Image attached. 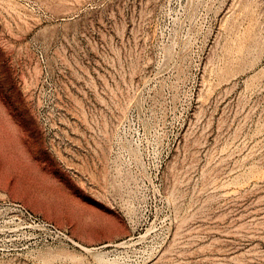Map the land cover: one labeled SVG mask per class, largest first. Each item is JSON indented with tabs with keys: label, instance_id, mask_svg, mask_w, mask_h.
Segmentation results:
<instances>
[{
	"label": "rangeland",
	"instance_id": "374dc122",
	"mask_svg": "<svg viewBox=\"0 0 264 264\" xmlns=\"http://www.w3.org/2000/svg\"><path fill=\"white\" fill-rule=\"evenodd\" d=\"M0 264H264V0H0Z\"/></svg>",
	"mask_w": 264,
	"mask_h": 264
}]
</instances>
